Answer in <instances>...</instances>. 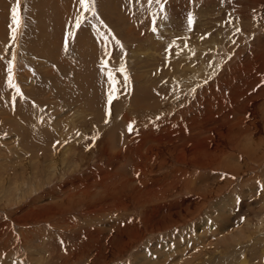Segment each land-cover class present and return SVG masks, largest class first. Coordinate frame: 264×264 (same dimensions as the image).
I'll return each mask as SVG.
<instances>
[{
  "label": "rangeland",
  "instance_id": "obj_1",
  "mask_svg": "<svg viewBox=\"0 0 264 264\" xmlns=\"http://www.w3.org/2000/svg\"><path fill=\"white\" fill-rule=\"evenodd\" d=\"M0 264H264V0H0Z\"/></svg>",
  "mask_w": 264,
  "mask_h": 264
},
{
  "label": "snow or ice",
  "instance_id": "obj_2",
  "mask_svg": "<svg viewBox=\"0 0 264 264\" xmlns=\"http://www.w3.org/2000/svg\"><path fill=\"white\" fill-rule=\"evenodd\" d=\"M80 3L84 7V9L87 11V10H91V7H92V5H94L95 0H80ZM12 12H13V23L19 25L21 23L22 17L19 19L17 18L16 9H13ZM79 19L80 18H78L77 24H76L77 28L80 26ZM189 22L191 23V18H189ZM15 31H16V29L14 28L13 29L14 35H15ZM9 63H11V62H9ZM8 71H9V73H11L12 68L9 67ZM110 99H111V97H110Z\"/></svg>",
  "mask_w": 264,
  "mask_h": 264
},
{
  "label": "bare ground",
  "instance_id": "obj_3",
  "mask_svg": "<svg viewBox=\"0 0 264 264\" xmlns=\"http://www.w3.org/2000/svg\"><path fill=\"white\" fill-rule=\"evenodd\" d=\"M139 172V171H138Z\"/></svg>",
  "mask_w": 264,
  "mask_h": 264
}]
</instances>
